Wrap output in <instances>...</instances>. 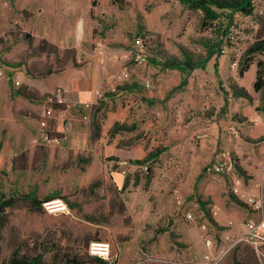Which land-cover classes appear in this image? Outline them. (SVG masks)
<instances>
[{
	"label": "rangeland",
	"instance_id": "1",
	"mask_svg": "<svg viewBox=\"0 0 264 264\" xmlns=\"http://www.w3.org/2000/svg\"><path fill=\"white\" fill-rule=\"evenodd\" d=\"M137 37L147 43L142 65L133 60ZM259 38L264 0H254L251 15L210 24L181 0H0V198L56 194L71 210H7L0 263L18 248L42 253L48 264H98L85 255L87 240L98 239L110 244L113 264H250L244 248L264 264V243L259 253L245 242L228 250L261 217L231 189L264 196V97L253 88L264 52L246 53ZM211 50L216 54L189 74L164 66L203 60ZM95 55L108 61L107 71L92 72ZM49 69L55 73L36 77ZM121 69L128 80L85 107L97 82ZM73 72L80 77L66 83L89 90L56 111L46 97L58 86L68 94L61 81ZM234 83L247 95H236ZM24 86L45 99L18 96ZM41 121L61 138L46 155L33 141ZM158 149L156 161L138 163ZM217 155L231 158L230 173L206 172ZM121 159L134 165L126 173Z\"/></svg>",
	"mask_w": 264,
	"mask_h": 264
},
{
	"label": "trees",
	"instance_id": "2",
	"mask_svg": "<svg viewBox=\"0 0 264 264\" xmlns=\"http://www.w3.org/2000/svg\"><path fill=\"white\" fill-rule=\"evenodd\" d=\"M185 5H187L189 8L194 10H200L203 13V18L205 22L212 23L213 21L217 20L218 18L226 17L231 19L233 15L235 14H241V15H251L253 13V2L254 0H181ZM220 43L214 45L219 46ZM258 53V52H264V38L256 39L253 44L248 48L247 54L252 53ZM216 54L215 50L209 51V55L207 58L203 60H198L196 62L192 61L191 59L183 60L181 62H171V63H164V66L171 68V69H177L180 72L184 74H189L192 71H194L197 68H203L205 64L208 62V60ZM250 61V60H248ZM75 64V63H74ZM249 62H246L242 65V68L240 69V75H243L245 71L249 69ZM263 63L258 62L257 64V71H256V78L255 82L253 84V88L255 91H260L263 94L264 97V68ZM65 65L62 66V68ZM215 70L217 71V62L214 64ZM62 68L59 69V71L62 70ZM58 71V72H59ZM55 72L52 70H47L44 72L37 73L36 77L45 78L49 75L54 74ZM232 90L236 95L242 96L247 95V92L244 88L238 87L235 83L232 84ZM16 94L18 96H21L25 99L31 100V101H42L44 100V96H40L38 92H35L33 90H30L26 86L20 87L16 90ZM53 108L57 110H63L65 109V105H53ZM96 137H98V133L95 134ZM45 150L47 148L42 145L36 146V152L43 151V154L46 155ZM163 152V149H158L154 152H151L148 154L142 161H138V163L145 164L148 161L154 160L160 156V154ZM57 197L56 194H53L51 196H47L43 199H38L36 196H34L32 193H24V194H17V195H11L8 197L2 196L0 198V241L2 239V232L4 228L7 225V210H13V209H19V208H26L32 213H38L40 211H43L42 204L43 202L53 199ZM86 219L92 223L99 224L101 222L106 221V217L101 216V218H95L93 216H86ZM91 241H101V240H91ZM90 240H87L86 246H87V252L86 257L91 259L92 261L98 263V264H113V262H108L106 260H103L99 257L91 256L88 252V246L91 242ZM245 256H244V262H248L250 264H259V262L256 259L255 252L252 249L244 248ZM47 251H50V248L47 249ZM250 253L248 257H246ZM246 257V258H245ZM53 262L56 260V256H53ZM73 263H82L83 260L81 258L74 256L72 258ZM0 264H48L44 260V256L42 253L37 254H20V249H14L11 252V255L8 257L6 261L1 262Z\"/></svg>",
	"mask_w": 264,
	"mask_h": 264
},
{
	"label": "built area",
	"instance_id": "3",
	"mask_svg": "<svg viewBox=\"0 0 264 264\" xmlns=\"http://www.w3.org/2000/svg\"><path fill=\"white\" fill-rule=\"evenodd\" d=\"M134 45L136 51L133 54V60L136 64L142 65L146 62L147 56L145 54L147 43L142 37H137L134 39ZM224 53V50H221ZM4 71L0 69V77H4ZM129 78V72L127 69H121L118 73L114 74L112 78L108 81L105 80L100 86L95 88L92 92L90 100L85 102L84 106L90 108L97 101L104 100L106 93L114 92L116 89V84L119 81H126ZM16 86L20 85V80H14ZM148 86V85H147ZM67 100L64 96V90L62 87L58 86L53 92L48 94L46 97V104L53 105H65ZM76 103L72 104L75 106ZM63 111V110H59ZM48 126L45 121L39 122L40 134L33 141L36 145H43L45 147H57L60 145L61 138L53 133L52 130L47 129ZM40 141V142H38ZM134 165L127 159H121L118 162V167L122 173H126L128 169ZM147 168V166H144ZM233 164L232 160L228 156L217 155L213 163L206 168L207 173L214 174H228L232 171ZM232 193L237 200L250 206L255 212L261 215L258 221L250 220L245 224V229L243 233L233 240L231 246L228 248L230 250L235 245L245 242L255 249L259 253V247L264 243V196L258 191L256 193H249L240 187L233 186ZM43 210L49 214L54 215H69L71 213L69 204L65 202L62 198H53L43 202ZM220 210L216 208L213 210L214 215H218ZM188 219H192L191 213L187 214ZM206 245L208 247L213 246V241L210 238L206 239ZM88 252L91 256L99 257L103 260L111 259V247L106 241H91L88 246ZM261 254V253H260ZM207 261L210 260V256H206ZM208 263V262H207Z\"/></svg>",
	"mask_w": 264,
	"mask_h": 264
},
{
	"label": "crops",
	"instance_id": "4",
	"mask_svg": "<svg viewBox=\"0 0 264 264\" xmlns=\"http://www.w3.org/2000/svg\"><path fill=\"white\" fill-rule=\"evenodd\" d=\"M126 55L127 54L125 53L124 56H126ZM108 66H109V63H108V61L105 60V58H102L101 56L95 55V61H93V68H94L93 71L91 69V66L89 68H87L86 71H89V72L92 71L94 74H97L98 69L101 70V71H107ZM79 73H81V72H79ZM79 73H77V72H75V73L74 72L73 73H67L65 75V77L63 78V80L61 81L65 85L66 89H69V90L71 89L68 92V94L67 93L66 94L64 93V96H65L66 100H69L71 102H74L77 99H81L82 97H84L87 94V92L89 90V85H87L88 86L87 89H84L79 83H71L70 84L71 87L66 83L65 80L68 77H71L70 79H73V77L79 78L80 77V74ZM83 74L85 75V73H83ZM99 76L101 77L102 75H99ZM110 79H111L110 77L109 78H103L102 77L100 79L99 83L97 82V84L94 86V89L97 88L98 86H100L105 80H108L109 81ZM32 102H34V101H32ZM74 103H76V102H74ZM54 110L57 111V109H54Z\"/></svg>",
	"mask_w": 264,
	"mask_h": 264
},
{
	"label": "bare ground",
	"instance_id": "5",
	"mask_svg": "<svg viewBox=\"0 0 264 264\" xmlns=\"http://www.w3.org/2000/svg\"><path fill=\"white\" fill-rule=\"evenodd\" d=\"M79 31L81 32V28H79Z\"/></svg>",
	"mask_w": 264,
	"mask_h": 264
}]
</instances>
